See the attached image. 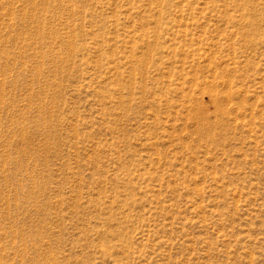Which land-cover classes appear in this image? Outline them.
<instances>
[{
  "label": "rangeland",
  "instance_id": "rangeland-1",
  "mask_svg": "<svg viewBox=\"0 0 264 264\" xmlns=\"http://www.w3.org/2000/svg\"><path fill=\"white\" fill-rule=\"evenodd\" d=\"M0 264H264V0H0Z\"/></svg>",
  "mask_w": 264,
  "mask_h": 264
}]
</instances>
